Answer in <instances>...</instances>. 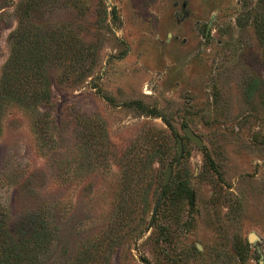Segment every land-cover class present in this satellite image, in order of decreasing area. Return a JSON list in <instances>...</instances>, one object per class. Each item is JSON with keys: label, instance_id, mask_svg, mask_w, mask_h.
Instances as JSON below:
<instances>
[{"label": "rangeland", "instance_id": "obj_1", "mask_svg": "<svg viewBox=\"0 0 264 264\" xmlns=\"http://www.w3.org/2000/svg\"><path fill=\"white\" fill-rule=\"evenodd\" d=\"M18 28L50 93L0 99V215L54 232L28 264H264V0H0V78Z\"/></svg>", "mask_w": 264, "mask_h": 264}, {"label": "trees", "instance_id": "obj_2", "mask_svg": "<svg viewBox=\"0 0 264 264\" xmlns=\"http://www.w3.org/2000/svg\"><path fill=\"white\" fill-rule=\"evenodd\" d=\"M22 36L21 28L11 35V54L0 78V99H14L22 107L34 109L50 100L48 88L42 87L46 81L41 64L46 60L40 52L38 39L32 35L21 44ZM53 239L54 232L46 221L24 232L22 227L8 225L6 218L0 215V264L38 261Z\"/></svg>", "mask_w": 264, "mask_h": 264}, {"label": "water", "instance_id": "obj_3", "mask_svg": "<svg viewBox=\"0 0 264 264\" xmlns=\"http://www.w3.org/2000/svg\"><path fill=\"white\" fill-rule=\"evenodd\" d=\"M183 133L184 136L190 140L191 142H193L196 146L198 147H203V141L202 139L189 127V126H184L183 127ZM176 151H177V159L170 163L167 167L166 173H165V178H164V188L166 187V185L168 184L170 177L172 175V171H173V165L177 162V160L181 157L182 152H183V138L178 136L177 137V143H176ZM164 197V193L162 192V194L160 195V198L158 199L157 203L155 204L153 211H152V216L151 219H154V216L156 214L158 205L160 204V202L162 201ZM250 240H252V238L250 237Z\"/></svg>", "mask_w": 264, "mask_h": 264}]
</instances>
